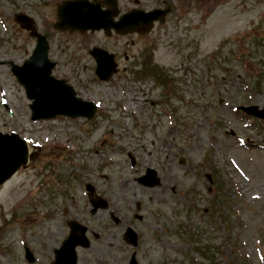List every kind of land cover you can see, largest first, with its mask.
<instances>
[{
  "label": "rangeland",
  "instance_id": "1",
  "mask_svg": "<svg viewBox=\"0 0 264 264\" xmlns=\"http://www.w3.org/2000/svg\"><path fill=\"white\" fill-rule=\"evenodd\" d=\"M65 1L0 0V60L22 64L32 54L35 40L14 20L17 13L27 14L50 40V58L58 64L53 75L68 80L79 97L95 101L107 116L97 115V130L88 136L83 132L90 124L83 120L34 123L23 87L9 67L0 66V130L26 138L40 155L0 187V264H28L24 244L35 264H50L67 236L68 218L99 230L100 238L78 251L79 264H127L131 250L123 248L121 237L133 222L145 243L136 250L142 264H264V121L238 110L264 106V0H124L122 10L160 8L165 1L172 13L159 34L111 38L55 31ZM154 43V64L177 79V96L185 104H176L171 118L162 110L175 104L161 96L163 88L153 89L149 78L134 81V73L149 70L141 54ZM95 48L114 55L118 73L108 82L95 73ZM171 125L191 149L182 166L175 164V177L162 174V188L142 189L135 178L176 145L167 137ZM76 146L87 152L71 151ZM141 148L144 162L133 168L126 153L141 156ZM84 156L93 166L79 175ZM207 157L220 182L201 168ZM163 160L173 163V154ZM86 181L110 195L123 223L116 226L106 211L88 216ZM216 183L218 195L211 188ZM136 201L142 203L140 223L133 218ZM216 203L221 213L211 215ZM58 209L62 218L50 219ZM178 222L190 226L182 237L189 236V243L175 242L180 238L171 233L180 230Z\"/></svg>",
  "mask_w": 264,
  "mask_h": 264
},
{
  "label": "water",
  "instance_id": "2",
  "mask_svg": "<svg viewBox=\"0 0 264 264\" xmlns=\"http://www.w3.org/2000/svg\"><path fill=\"white\" fill-rule=\"evenodd\" d=\"M73 4L65 3L59 10V27L63 29H87L84 19L79 10H74ZM82 7L77 5V8ZM112 14V13H111ZM111 14L108 17L111 18ZM20 20L25 21L23 17ZM87 22V21H86ZM106 26H111V21H105ZM89 24H100L97 21H89ZM105 24V23H102ZM25 28L33 31L32 21L25 22ZM128 30V29H125ZM133 29H129L132 31ZM37 37V36H36ZM38 45L32 57L23 67L13 66L12 71L19 82L25 87L27 97L33 103L30 108L35 117L52 118L56 114L67 116H86L92 117L95 113V107L92 104L84 103L75 97L73 89L65 85L64 81H56L50 74L55 64L48 59V44L46 38L38 36ZM112 64L110 63V73ZM108 72V74H109ZM107 78V77H106ZM253 115L263 116L264 112H259L257 107L246 109ZM28 148L25 141L19 139L16 135H3L0 133V185L9 179L17 169L26 165L28 161ZM27 256L33 261L31 254L27 250Z\"/></svg>",
  "mask_w": 264,
  "mask_h": 264
}]
</instances>
